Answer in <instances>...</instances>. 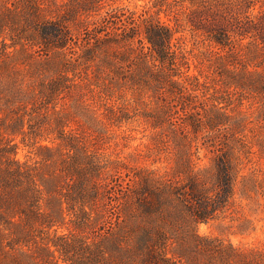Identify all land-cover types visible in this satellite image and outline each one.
<instances>
[{
  "label": "trees",
  "instance_id": "16d2710c",
  "mask_svg": "<svg viewBox=\"0 0 264 264\" xmlns=\"http://www.w3.org/2000/svg\"><path fill=\"white\" fill-rule=\"evenodd\" d=\"M253 157L264 0H0V264H264Z\"/></svg>",
  "mask_w": 264,
  "mask_h": 264
},
{
  "label": "rangeland",
  "instance_id": "374dc122",
  "mask_svg": "<svg viewBox=\"0 0 264 264\" xmlns=\"http://www.w3.org/2000/svg\"><path fill=\"white\" fill-rule=\"evenodd\" d=\"M130 10H140V6L142 5L141 2L137 3H124ZM161 19L163 21H167L165 16L163 14L160 15ZM144 125H139L137 123H134L132 126H127L122 129V131L125 132V134L131 136V138H128L126 140L118 138L116 142L118 143V147H113L107 151L109 154L112 153L113 156L119 157L121 160H125L130 165H137V166H144L148 165L149 162H146L142 159L136 160V154L138 153L137 149H143L142 144H145L148 142V136L150 132L148 130L144 131ZM131 130V131H129ZM117 134H122L120 131L116 132ZM144 150V149H143ZM27 149L19 150L18 157L20 159H23L24 155L26 154ZM251 164L247 165V167L244 170V173H249L252 170L261 171L264 173V164L261 162H258L255 157H253ZM158 167L161 166V164L157 165ZM245 205V203H243ZM249 208L244 206L243 212L248 215ZM252 219H255V226H256V233L249 235V236H227V238L235 245H241L245 247L249 246H263L264 245V214L260 213L258 216H252ZM258 220V221H257ZM227 222V220H226ZM217 224L215 222H211L208 225H200L198 228V231L200 234L203 235H219V231L217 229Z\"/></svg>",
  "mask_w": 264,
  "mask_h": 264
}]
</instances>
